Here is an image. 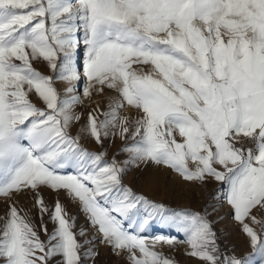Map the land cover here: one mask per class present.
<instances>
[{"label":"snow or ice","instance_id":"snow-or-ice-1","mask_svg":"<svg viewBox=\"0 0 264 264\" xmlns=\"http://www.w3.org/2000/svg\"><path fill=\"white\" fill-rule=\"evenodd\" d=\"M81 81L89 99L105 88L118 97L74 134ZM126 106L142 115L130 121ZM117 135L124 159L81 143ZM150 164L220 182L211 200L232 208L252 251L221 245L211 202L175 209L124 182ZM44 187L78 201L99 235L74 230L59 200L50 212ZM22 192L37 193L41 220L50 212L55 227L41 224L43 240L9 204L0 264H94L97 239L132 264H177L155 248L180 243L204 264H264L254 214H264V0H0V197ZM156 221L184 239L150 238Z\"/></svg>","mask_w":264,"mask_h":264},{"label":"rangeland","instance_id":"rangeland-1","mask_svg":"<svg viewBox=\"0 0 264 264\" xmlns=\"http://www.w3.org/2000/svg\"><path fill=\"white\" fill-rule=\"evenodd\" d=\"M82 59L83 54H81V62ZM134 67H144V70L147 71L151 66L134 65ZM80 83V93L82 95V88L85 82L81 81ZM117 97L118 93L116 91L107 88H105L102 94L93 92L91 99L82 95L84 101L76 108V111L82 114L81 120L72 128L73 133L75 134L80 130V126L86 122L89 112L96 108L107 110L109 103ZM121 115L127 116L129 120L132 121L141 116L142 113L138 109L126 106L121 109ZM81 143L90 150L98 152L106 149L109 159L113 156L117 159L126 158L125 154L120 152L124 141L121 140L118 135L106 138L103 146L96 143L94 139L88 136L82 137ZM124 182L132 186L137 192L147 195L150 199L163 202L167 206L175 209L190 208L196 211H202L205 209L206 205L211 202L219 209V211L213 212L209 218L215 222L214 227L220 236L221 245L229 250L234 249L235 253L239 256H243L252 251L248 243V237L241 231L240 224L232 217V208L226 202L221 207L218 201L211 200L213 194L218 189L224 187L220 182L213 179H210L206 185H201L196 182H186L179 174L175 173L167 166L161 165L157 167L151 164L143 171L133 169L125 176ZM39 195L43 196L50 212L54 208L55 202L59 200L64 205L67 213L76 218V229L74 230H79L81 227H84L88 230V235H99L96 233L95 229L89 227L86 214L80 211L79 202L69 199L65 192H57L44 187L39 189ZM36 199V192H22L16 195L11 201L7 200V198L0 197V225L3 224L9 204L15 203L20 211V215H26V218L34 223L38 230H40L42 223L47 224L50 233L54 229L55 224L49 220L50 212L45 213L43 215V220H41L39 209L35 204ZM209 211H211V209H209ZM254 214L257 215L258 218L264 219V214L259 211H254ZM220 217H223V219H220ZM253 227H255L257 231L260 230V225L253 224ZM146 234H148L150 238L157 234H166L169 236H176L180 240L184 239L182 233H178L174 228L160 221H156L149 229V233ZM40 236L43 240L47 239V236L42 230H40ZM94 243L99 252V256L95 258L94 264H132L126 252L122 251L120 255H116L109 246L100 243L98 239ZM155 250L163 253L165 256L173 258L177 264H204L199 258L187 254L189 250V245L187 243H180L174 246L158 244ZM137 254L139 255L138 251ZM52 264H56V261L54 260Z\"/></svg>","mask_w":264,"mask_h":264},{"label":"bare ground","instance_id":"bare-ground-1","mask_svg":"<svg viewBox=\"0 0 264 264\" xmlns=\"http://www.w3.org/2000/svg\"><path fill=\"white\" fill-rule=\"evenodd\" d=\"M84 101V99H82Z\"/></svg>","mask_w":264,"mask_h":264}]
</instances>
